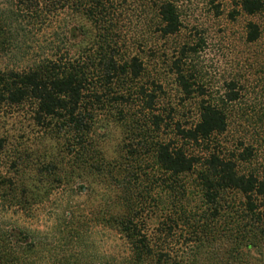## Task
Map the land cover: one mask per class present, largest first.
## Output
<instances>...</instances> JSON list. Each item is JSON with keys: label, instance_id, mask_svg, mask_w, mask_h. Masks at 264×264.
I'll return each instance as SVG.
<instances>
[{"label": "trees", "instance_id": "16d2710c", "mask_svg": "<svg viewBox=\"0 0 264 264\" xmlns=\"http://www.w3.org/2000/svg\"><path fill=\"white\" fill-rule=\"evenodd\" d=\"M179 2L152 0L161 37L179 32ZM117 5L118 0H8L0 9V58L8 48L20 49L15 41L23 24L46 25L64 47L78 41L71 46L78 51L74 59L31 57L27 66L0 69V124L7 111L27 110L44 141L63 145L45 161H37L31 149L16 148L12 175L0 168V264H264V170L260 177L241 174L234 161L207 147L227 129L223 101H201L198 120L177 129L183 145L153 146L151 176L140 160H130V144L117 162L107 161L98 147L105 126L96 111L111 99L127 101L130 85L145 71L138 56L121 51L115 18L123 8ZM235 6L246 16L264 12V0H236ZM259 37L258 25L248 23L247 42ZM178 62L176 80L190 95L195 82ZM226 98L231 102L237 94ZM7 143L0 135V157ZM184 145L205 146V157L188 154ZM189 176L197 180L194 202L184 181ZM77 179L84 185L77 186ZM47 204L56 209L40 215L41 228L17 219L39 218L37 208ZM110 232L123 249L101 247Z\"/></svg>", "mask_w": 264, "mask_h": 264}, {"label": "rangeland", "instance_id": "374dc122", "mask_svg": "<svg viewBox=\"0 0 264 264\" xmlns=\"http://www.w3.org/2000/svg\"><path fill=\"white\" fill-rule=\"evenodd\" d=\"M6 2L8 0H0V9ZM151 5L152 0H118L117 6L123 8V14L115 18L121 51L138 56L145 71L135 86L123 87L130 89L127 101L116 104L111 99L105 109L99 107L96 111L105 126L98 132L96 142L106 160L115 161L121 153L125 156L124 146L130 144V160H140L141 166L147 168L146 173L153 175L150 157L153 146L159 142L183 145L177 137L178 127L192 126L198 120L201 101L208 99L224 102L227 129L207 147L234 161L239 173L260 177L264 170V12L246 16L236 8V0H180L182 26L177 34L164 38L156 32L157 20ZM250 22L260 29V37L252 43L246 40ZM22 26L18 29L20 37L15 41L20 49L11 52L8 48L0 58V69L27 66L31 57L54 58L59 54L76 58L78 51L71 46L78 43L77 39L69 40V46L64 47L60 40L52 37L49 29L46 31V25ZM178 60L181 72L190 82H195L190 95L183 93L176 80L174 65ZM141 87L153 96L152 101L139 93ZM226 94H237V98L227 101ZM0 135L8 141L6 152L0 157V168L6 175H12L9 165L16 148L31 149L37 153V161H45L48 156H56L63 146L44 141L46 135L33 127L27 110H15L14 114L7 111L1 119ZM184 146L188 154L205 157V146ZM134 151L138 155L131 159ZM184 181L189 198L194 202L197 180L189 176ZM76 183L84 185L78 179ZM60 193V190L54 192L51 197ZM67 197L78 198L76 193H69ZM55 209L56 205L47 204L42 209L37 208L35 215L39 218L17 219L29 228H41L44 221L40 215L43 217ZM115 236L110 232V238L102 241L101 247L106 252L116 247L123 249V242Z\"/></svg>", "mask_w": 264, "mask_h": 264}]
</instances>
